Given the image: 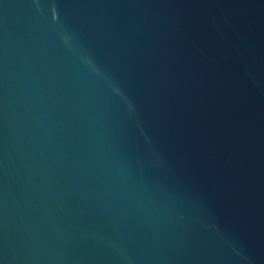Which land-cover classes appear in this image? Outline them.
<instances>
[{"label": "water", "instance_id": "1", "mask_svg": "<svg viewBox=\"0 0 264 264\" xmlns=\"http://www.w3.org/2000/svg\"><path fill=\"white\" fill-rule=\"evenodd\" d=\"M0 264H264V0H0Z\"/></svg>", "mask_w": 264, "mask_h": 264}]
</instances>
